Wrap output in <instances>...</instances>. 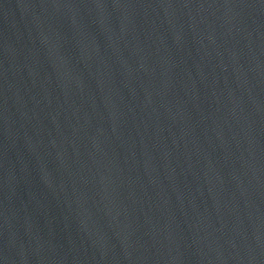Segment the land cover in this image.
<instances>
[{"label": "water", "instance_id": "obj_1", "mask_svg": "<svg viewBox=\"0 0 264 264\" xmlns=\"http://www.w3.org/2000/svg\"><path fill=\"white\" fill-rule=\"evenodd\" d=\"M0 264H264V0H0Z\"/></svg>", "mask_w": 264, "mask_h": 264}]
</instances>
